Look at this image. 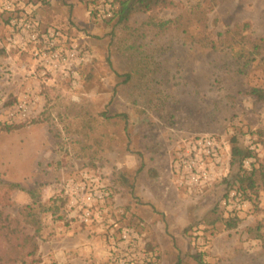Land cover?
Returning a JSON list of instances; mask_svg holds the SVG:
<instances>
[{
    "label": "rangeland",
    "instance_id": "obj_1",
    "mask_svg": "<svg viewBox=\"0 0 264 264\" xmlns=\"http://www.w3.org/2000/svg\"><path fill=\"white\" fill-rule=\"evenodd\" d=\"M3 1L0 264H43L49 222L66 218L63 185L95 177L111 194L110 213L143 226L156 264H197L200 254L205 264H264V186L234 230L225 228L232 216L222 205L241 171L232 161L234 137L255 151V167H264V103L250 95L264 89V0H172L175 8L140 16L127 29L92 18L95 31L69 27L93 54L77 86L38 85L28 74L31 62L17 52L14 64L6 61ZM171 20L177 22L167 31L141 24ZM139 28L156 42L142 50L151 55L144 65L134 55L141 51L122 50L124 36ZM24 96L35 105L30 117L11 123L8 111ZM198 136L224 144L219 172L227 176L189 192L176 179L174 154L182 139Z\"/></svg>",
    "mask_w": 264,
    "mask_h": 264
},
{
    "label": "built area",
    "instance_id": "obj_2",
    "mask_svg": "<svg viewBox=\"0 0 264 264\" xmlns=\"http://www.w3.org/2000/svg\"><path fill=\"white\" fill-rule=\"evenodd\" d=\"M1 6L3 12L10 15L8 48L30 59L28 74L31 80L45 86L56 81L77 86L93 58L86 38L71 29L47 25L27 0H4ZM119 9L120 0H91L89 15L97 22L109 21ZM34 106L31 98L24 96L9 109L8 121H25ZM226 154V147L216 137L182 139L174 154L175 174L180 187L189 192L202 191L212 187L222 176L226 177L219 172L225 165ZM253 163L248 160L244 167L251 169ZM110 196L107 186L97 177L65 183L61 193V198L66 201L65 215L78 218L84 226L102 222L101 213H107ZM222 205L233 217L244 212L249 202L233 182ZM110 225L113 228L109 229L108 264L156 263L157 254L149 249L143 226L130 223Z\"/></svg>",
    "mask_w": 264,
    "mask_h": 264
},
{
    "label": "crops",
    "instance_id": "obj_3",
    "mask_svg": "<svg viewBox=\"0 0 264 264\" xmlns=\"http://www.w3.org/2000/svg\"><path fill=\"white\" fill-rule=\"evenodd\" d=\"M33 1L34 3L29 2L37 9V13L47 25L65 29L75 27L80 31L83 29L88 32L96 30L93 28L89 15L90 5H87L85 1ZM7 54L5 57L9 63L14 64L19 57L9 48H7ZM25 60L30 62L28 57ZM25 60H20L19 65L21 66L23 63L26 66ZM114 197L116 196L114 195ZM117 200H120V196ZM110 201L111 196L108 198L107 213L104 211L101 213L102 222H96L92 226H84L78 218L68 216L64 219L49 222L50 226L46 231L45 241L42 242L40 253L41 259H44L43 264H108L109 231H111L109 229L113 228V225L110 224L117 223L116 226H118L130 223V221L124 220V216H121L118 212L114 216L110 213Z\"/></svg>",
    "mask_w": 264,
    "mask_h": 264
},
{
    "label": "trees",
    "instance_id": "obj_4",
    "mask_svg": "<svg viewBox=\"0 0 264 264\" xmlns=\"http://www.w3.org/2000/svg\"><path fill=\"white\" fill-rule=\"evenodd\" d=\"M214 2V0H211ZM176 3L172 0H120V9L119 12L116 14V16L106 22H111L116 20V26H123L124 29H127L128 27H131V24L134 22H138V17H146L145 15L154 12L157 9L163 10V9H171L175 8ZM176 20L171 21H160L159 23H154L151 21L143 22L141 23L144 25V27H154L155 29L159 31H164L169 28V26L172 23H176ZM141 25V27H143ZM134 30H137L136 28ZM141 32L135 33L134 31H131V33L126 34L122 40L119 38L117 40H121L124 43V46L122 47L123 51L127 50L138 52L137 50L141 51L138 54L135 53L134 55H138L141 57V59L137 62L138 64H147L149 59L151 58V55L143 52L142 50L144 48L150 47L153 44H156L155 41H150L148 43L147 41V34L144 33V31L139 28L138 29ZM156 35L160 33H155ZM132 39V40H131ZM132 41L130 43L129 41ZM215 47V45H213ZM125 49V50H124ZM134 62L131 60V65L134 66ZM147 65L144 67L146 68ZM135 69V67L133 68ZM142 71V68L140 69ZM140 72V71H139ZM133 74H128L125 76L124 80H127L126 82H129L131 78H133ZM250 95L255 98L256 101L264 103V89L260 88H254L251 90ZM7 131H10L12 128L7 127ZM232 145V161L238 160L240 163L241 171L239 172V175L236 176V180L234 181L235 185L238 187V190L243 194V197L246 201L251 200L252 197H257L260 191L261 186H264V167L256 168L255 164L253 163L252 169H247L244 167V163L248 160H257V155L255 151L252 148H244L240 145L239 139L237 137H234L231 141ZM33 194V193H32ZM62 199V198H61ZM62 205L65 206V201L62 199ZM64 211V209H63ZM241 219L238 216H234L233 218L230 217L225 221V228L228 230H234L236 227L240 224ZM264 228V226H262ZM261 228H257V231H260ZM148 247L150 250L155 251L150 247V244H148ZM158 257V256H157ZM195 261L197 264H205L203 261V255H197L195 257ZM156 264V263H155Z\"/></svg>",
    "mask_w": 264,
    "mask_h": 264
}]
</instances>
